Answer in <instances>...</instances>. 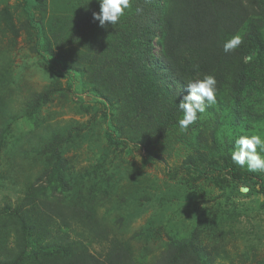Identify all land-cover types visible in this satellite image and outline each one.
I'll return each mask as SVG.
<instances>
[{
	"label": "rangeland",
	"instance_id": "374dc122",
	"mask_svg": "<svg viewBox=\"0 0 264 264\" xmlns=\"http://www.w3.org/2000/svg\"><path fill=\"white\" fill-rule=\"evenodd\" d=\"M172 1L150 10V0H131L116 25L101 26L98 0H37L43 50L65 74H81V92L72 94L35 53L21 3L0 0V237L8 235L0 260L73 264L46 251L68 235L89 264H264V195L223 172L203 178L183 168L234 163L235 139L264 135V0H188L191 19L183 17L198 41L212 35L205 8L236 10L219 25L228 40L241 38L232 68L242 76L236 94V76L216 85V103L183 131V112L171 116L180 83L149 87L135 57L148 24L158 31L152 52L161 62L163 48L174 60L180 54L176 40L188 37L166 16ZM165 30L171 41L162 45ZM104 114L124 143L108 142ZM27 198L33 248L13 243L20 222L12 211Z\"/></svg>",
	"mask_w": 264,
	"mask_h": 264
},
{
	"label": "trees",
	"instance_id": "16d2710c",
	"mask_svg": "<svg viewBox=\"0 0 264 264\" xmlns=\"http://www.w3.org/2000/svg\"><path fill=\"white\" fill-rule=\"evenodd\" d=\"M21 3L22 12L25 16V22L27 26H29L35 32V43H34V51L35 53L40 56L49 69L51 73L56 76L66 78V89L71 92L72 94H79L81 92V85H80V76L79 72H75L73 75L65 74L61 71V62L53 57H50L44 50V37L42 34V28L39 22L34 19V12L33 10L37 7V0H17ZM162 0H150V2H146L148 4V8L150 10L152 7L158 8ZM193 3L188 2V0H173L172 5L173 8L168 7L166 16H169V19L177 18L178 25H182L185 29L182 33V38H187V40L180 41L176 40L177 43H180L179 47L177 48L180 51V54L176 57V60L172 59L168 53L167 49L163 48V56L165 66L162 67L161 60L156 57V55L152 52L154 47V39L157 37L158 31L154 26L148 24L141 28L140 34L144 38L140 41V45L142 51L135 55L138 63H140V70L137 72V77L141 80L148 81L149 87L155 86L157 87V83H165L168 78L175 77L177 83H180V91H179V99L177 100V104L175 105L173 114L171 112V116H175L181 112L178 105L184 99L185 96L189 94L188 82L192 81L194 78L198 77L203 79L206 75H213L216 78L217 84H223V79L226 80L229 77L236 76L233 82L234 93L236 94L240 90L241 79L239 77L242 76V71L236 70L233 73L232 66H237L238 64V56L234 52V50L230 53H224L223 51V44L228 39L225 37L226 33L224 32L225 29H222L219 25V19H226L231 20V12L235 9L229 8L226 4L225 11H222L223 6L221 7V11L214 12L209 11L208 9H204L203 11L208 13L210 16L214 17L210 22V30L212 35L210 40L203 39L205 34L198 39L194 35L191 34L192 28L188 26L187 21L185 19H191L190 13L192 10H189L188 16H185L183 13L184 7H188ZM236 12V10H235ZM185 19H184V17ZM164 19H166L164 17ZM197 19V16H195ZM183 23V24H182ZM194 23L199 26L196 20ZM162 27V25H161ZM208 29V27H207ZM194 32V31H193ZM204 32V31H203ZM197 37H200L196 32H194ZM190 35V36H189ZM171 41V35L165 30L164 33V42L162 45L168 44ZM210 41L211 48L207 47L206 44ZM253 41L247 39L246 42ZM201 49H205L207 51L206 58H202V53L200 52ZM242 62L240 59L239 67L241 66ZM59 66L58 67L56 66ZM238 70V71H237ZM234 74V75H233ZM231 75V76H230ZM238 76V78H237ZM75 82H77L75 84ZM157 82V83H156ZM234 98V97H233ZM101 105H105L104 102L99 100ZM104 118L106 120V136L108 142L112 145H119L124 143L125 141L120 138L117 128L114 124L110 121L108 116L104 114ZM151 158L148 156L147 159ZM200 165H184L185 170H190L194 172L199 177L208 178V175L214 173L223 172L226 174L232 181L238 184H246V185H254L256 187L257 192L264 195V175L253 174L249 171H244L240 168V166L235 165L234 163H227L223 166L218 165L217 163L210 162L205 168L199 167ZM30 198H27L25 202L19 204L13 211L12 215L13 218H16L20 222L19 228L15 231V236H13V243L15 246H21L20 239L25 240L29 245L33 248L34 246L38 245V242L32 237L33 229L31 227L32 218L30 216V211L25 210V207L28 205ZM9 211V209H8ZM38 213V212H37ZM20 232L23 236L18 234ZM8 235L2 233L0 237V243L5 245L6 239ZM79 246V245H78ZM78 246L75 247L74 243L69 240L68 235L59 236L51 240L49 244V249L46 250L48 253L50 251L55 253H60L62 257L68 258L69 263L75 264H89V256L88 255H75L78 252ZM7 261V260H6ZM0 264H8L2 260H0ZM9 264H14L11 262ZM96 264V263H91Z\"/></svg>",
	"mask_w": 264,
	"mask_h": 264
},
{
	"label": "clouds",
	"instance_id": "9594fccd",
	"mask_svg": "<svg viewBox=\"0 0 264 264\" xmlns=\"http://www.w3.org/2000/svg\"><path fill=\"white\" fill-rule=\"evenodd\" d=\"M100 12L94 13V19L98 20L101 26L106 23L116 25L124 15L125 10L131 6V0H98ZM241 43L239 36H234L223 44L224 53H230ZM189 94L179 103L178 107L183 112V118L179 119V128L187 130L193 124L198 113H204L207 105L216 103V78L213 75H206L203 79H196L188 83ZM232 161L241 166L247 167L249 172H264V135L252 134L242 135L235 139L231 153ZM242 193L249 189L242 187Z\"/></svg>",
	"mask_w": 264,
	"mask_h": 264
}]
</instances>
